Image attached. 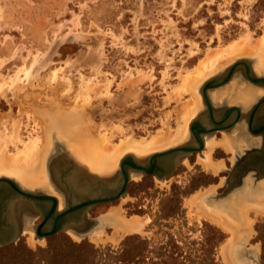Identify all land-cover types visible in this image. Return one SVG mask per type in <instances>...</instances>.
<instances>
[{
  "label": "rangeland",
  "instance_id": "374dc122",
  "mask_svg": "<svg viewBox=\"0 0 264 264\" xmlns=\"http://www.w3.org/2000/svg\"><path fill=\"white\" fill-rule=\"evenodd\" d=\"M263 37L264 0H0V83L19 77L16 84L21 87L26 83L24 69L40 78L24 86L22 96L12 87L0 95V119L9 113L20 124L21 140L35 137L38 129L20 112V102L24 105L35 98L44 101L47 90L42 84L59 77L71 86L63 98L64 105L75 104L84 111L86 122L102 125L100 132L108 135L110 143H118L125 136L148 138L158 129L176 128V107L189 99V94L175 91L181 75L193 71L200 60L226 49L230 43L256 45ZM239 60L248 61L254 74L264 77V71L257 69V56H242L231 63ZM230 65L203 83L220 76ZM242 70L226 85L211 91L223 92L222 98L212 102L215 107H244L241 100L234 99L240 87H258L256 100L264 95V87L248 82ZM87 81L93 83L92 89ZM199 95L202 102L200 90ZM204 109L202 102L201 113ZM58 132L55 128L51 131L49 174L54 178L50 163L59 159L66 165L75 163L86 174L90 172L77 164L81 162L78 153L70 151V137ZM227 132H216L211 137L221 139L222 134H231ZM187 139L189 132L178 145ZM230 141L233 150L226 153L217 147L210 154L212 159L224 161L217 174L204 171L197 162L199 153L194 152L165 181L160 183L152 175L135 176L123 197L97 204L88 212L90 219H102V233L109 236L116 229L107 219L116 220L117 214L120 221L135 216L147 218L142 233L119 231L112 242L103 244L91 241L89 236L80 238L59 232L39 239L43 242L37 241L32 247L27 242L31 230L26 228L16 241L0 244V264H127L119 261V255L123 241L132 235L145 242L135 250L134 263L129 264H224L220 246L228 233L204 219L189 221L184 199L197 191L211 192L207 194L211 211L217 214L214 209L220 206L224 216H232V210L254 201L247 192L260 181L252 176L241 183L234 182L231 193L220 196L233 181L230 173L234 154L248 145ZM6 149L11 153L15 146L8 143ZM117 169L101 175H114ZM190 211L194 214L196 208ZM249 215L250 232L243 222L239 224L235 258L238 264H264V213ZM236 259L231 257L232 264Z\"/></svg>",
  "mask_w": 264,
  "mask_h": 264
},
{
  "label": "bare ground",
  "instance_id": "6f19581e",
  "mask_svg": "<svg viewBox=\"0 0 264 264\" xmlns=\"http://www.w3.org/2000/svg\"><path fill=\"white\" fill-rule=\"evenodd\" d=\"M242 56H257L260 59V64L257 69L258 71L260 69L264 71V37L261 38L256 45L230 43L226 47V49L217 50L215 53L209 54L204 59L200 60L193 71H186L184 75L180 76L179 86H175V91L179 90L178 92L183 91L185 92V94H189V99L183 102V104H180L178 105V107H176V128H167L165 130L158 129L148 138H134L131 136H125L115 144L110 143L109 137L106 133L100 132V128L102 127V125L90 124L85 121L83 117L84 111H82L80 107L75 106V104L64 105L63 98L65 97V94H67L66 92L71 89V86L69 84L62 81V79H60L59 77L52 79L53 83L51 79V82H42V85H44L47 90L45 92L46 94L44 95V98L46 97V99H44V101H42L41 98L37 99V101L35 100L36 98L30 99V102L25 101L24 105H21L22 103L20 102L19 105L20 112L25 114L28 118L32 119L37 127L38 130L35 137L29 138L27 141L21 140L19 136L20 124L18 120L11 117L9 113L3 115V117L0 119V179L9 178L14 180L18 185L26 190L39 189L47 194L54 195L58 199V208L62 209V196L61 194H56V192L53 191L52 183L47 172L49 169L47 167V156L50 152V136L51 131L54 128L55 130L57 129L59 131L58 133H60V135L62 133L64 136L67 135V139H69L68 137H70V140L68 141L70 144V151L75 150L78 153L77 155H79V158L77 159H79V161L81 162L77 164H83V166H86L90 172L99 175L110 173L118 168L120 160L127 154H132L134 157H145L152 153L166 151L170 148L175 147L179 143H182V141L187 138L188 132H190V124L192 123V121L197 119L198 116L202 115V102L199 95V90L201 89L199 88L200 85L212 74L218 72L220 68L224 67L227 64H233L231 62ZM23 74L26 83L22 84L21 87L17 86L16 84L17 80H19V77H17V79H15L16 77L14 79H10L9 83L6 81L0 83L1 97L4 96L8 89L11 87L12 90L14 88L19 92L24 86L26 87V85L30 84L33 80L38 81L40 79H37L38 76H32L30 71L25 69L23 70ZM91 85L93 86V83L87 81V86H89L90 89L93 88ZM95 85L94 87H96ZM40 89L43 90L45 88L42 87ZM240 89L241 92L239 91V94L235 93L234 99L241 100L243 105L250 103L258 95V87L257 89L240 87ZM221 94H223V92H211L210 98L212 102L222 98L223 96ZM80 97H82L81 94L78 95V98ZM43 102L45 103V105H43ZM71 111L74 115L71 113ZM203 113H205V111ZM230 140L231 137L226 134H222L221 139H216L214 137H206L204 139L205 142L202 149L203 151L201 150V152L199 153V159L197 161L204 171L214 175L217 174V172L221 169L222 163L224 161H216L211 158L210 154L217 147H222L223 150L226 151V153L233 150L232 141ZM8 143L15 146L14 152L9 153L7 151L6 147ZM62 155L64 154L62 153ZM62 162L63 161L59 159L55 161L52 160V162L50 163L55 180L57 178V175H59V173H57L55 169V166L57 165L60 169H62L63 165H65ZM182 162L185 164L186 158L183 159ZM134 177V175H131V179ZM66 179L67 182L71 183V186L74 190H85L84 186H82V188H78L80 184L84 185V182L86 183L87 180L85 179V176L77 170L72 169L69 175L66 176L65 180ZM159 181L161 183L165 180L161 179ZM208 190L210 191V189ZM208 193L210 194L211 192L204 191V193H198L197 191V193L192 194L190 197L184 199V205L188 208V219L189 221H191L192 219L207 220L211 224L219 227L223 232L228 233L229 237L225 240V242L221 243L220 249L224 264H232V260L230 261V259L231 257L236 259L235 252H237V249L235 248V244L239 239V231H241L238 228L243 222L244 225L248 227L247 230H251L250 226L252 225V220L249 213L252 212L255 216L264 213V181L260 180V183L257 184L255 188H253L250 192H247L248 198L251 196L252 200L254 201L245 202L244 204H248L245 207L244 205L241 206V204L236 206L241 207L232 210V216L227 213L225 214L226 217L224 215H221L219 209L224 208H220V206L219 208L214 209L215 211H217V214L216 212L211 211L209 204L207 203ZM226 199H229V197ZM200 204H202L204 207H202ZM28 206L29 205L26 202L24 203L19 200L11 206L13 210L11 214L15 215L18 212H21V209L27 210ZM193 206L196 208L194 214L190 211L191 207ZM124 219L120 221L118 219V214L116 220L111 221L110 219H107V223L110 222L114 226V230H116H113L114 232L109 236L107 234H103L102 228H99L98 230L93 231L94 233L89 235L90 240L93 242L100 241L104 244L107 241L112 242L113 239H115L114 237L116 236L117 232L119 231L122 234L138 232L142 233V227L148 221L147 218L142 219L136 216L131 217L129 220ZM68 233L75 237L74 233ZM37 241H39L40 243L43 242L33 235V231H30L28 233L27 242L33 247L34 243ZM231 251L232 255L230 254ZM233 263L238 264L239 262L236 259L233 261Z\"/></svg>",
  "mask_w": 264,
  "mask_h": 264
},
{
  "label": "water",
  "instance_id": "95a60500",
  "mask_svg": "<svg viewBox=\"0 0 264 264\" xmlns=\"http://www.w3.org/2000/svg\"><path fill=\"white\" fill-rule=\"evenodd\" d=\"M239 70L243 71V77L248 82L259 87H264V77L256 76L249 62L245 60L235 62L220 76L206 81L200 89L205 113H202L201 116L192 121L189 132L190 139L183 144L166 151L152 153L145 157H134L132 154H127L120 160L118 169L114 175L103 176L92 172H87L86 174L75 163L70 162V164H65L62 169L57 165L55 166L57 173H59L55 180L52 177V173L49 174L48 169L53 189L60 194L55 186H53L55 182L59 186L62 196L64 195L62 209L58 208V199L53 195L43 191L26 190L9 178L0 179V244L6 245L12 243L20 235L15 221L16 216L20 212L15 215L11 214L13 211L11 206L19 200L29 205L27 210L21 209V212H32L35 216L42 218L40 223L28 228L33 231L37 239H43L59 232H72L77 237L82 238L102 228V219H88L87 213L97 204L115 201L123 197L131 175H152L158 180L165 179L172 174L176 166L188 155L194 152H201L206 137H211L216 132L230 131L240 118V109L238 107L227 106L216 110L209 97V92L226 85ZM263 103L264 98L254 105L250 113L249 131L254 136L259 134L264 135V125L254 129L251 123ZM232 113H236V117L231 120ZM262 149L264 153V143ZM250 168L256 173L255 179L259 181L264 180V158H254V161L246 165L242 171L236 170L230 173V179L233 181H229L227 190L220 196L225 197L229 195L233 188L232 184L238 181L236 179L239 177L246 176ZM72 169L84 174L85 178L87 177V182H84V185L80 184L78 187L82 188L84 186L85 190L77 188L78 190L76 191L72 188L71 183L67 182V179L65 180ZM219 197L216 196L214 198ZM90 225L93 227L89 231L82 234L77 232L78 229Z\"/></svg>",
  "mask_w": 264,
  "mask_h": 264
},
{
  "label": "flooded vegetation",
  "instance_id": "af4514ba",
  "mask_svg": "<svg viewBox=\"0 0 264 264\" xmlns=\"http://www.w3.org/2000/svg\"><path fill=\"white\" fill-rule=\"evenodd\" d=\"M263 98H264V95H261V97H259L257 100L255 99L256 102H254L253 104H252V102H250V103L246 104L245 106L243 105L244 107L233 106V107H238L240 109V118L234 124L235 127L233 126V128L230 129L231 134L229 136L231 137V139H234L233 140L234 144H237L238 142H241V143L247 142L248 145H246V147L242 148L243 151L241 153L236 152L234 154V163H233L232 172H234L236 170L242 171V169L246 165H248V164H250V162L254 161V158H264V153H263V149H262V145L264 143V135L259 134V135L254 136L249 131V119H250V113L252 111V108L254 107V105H256V103H258V101H260ZM225 107H227V106H225ZM230 107H232V106H230ZM215 108H216V110H220V109H223L224 107L217 105ZM231 116H232L231 120L235 119L236 113H232ZM251 123H252V126L254 129H257V128L264 125V103L256 112L254 119ZM254 140L255 141L258 140V141H256L257 143L253 142ZM252 142L255 144L252 145ZM255 175H256V173L253 170H251V168H250L247 175L239 177L240 179L239 178L236 179V180H238L236 182L241 183L244 181V179L246 177H248V176L254 177ZM53 186H55V188L60 192V194L62 196V192L60 191L59 186L56 183H53ZM63 196H62V199H63ZM87 217H88V213H87ZM36 219H37V221H39V222H37V224L42 221L41 217L35 216V214H33L32 212H28V211L20 212L18 214V216H16V218H15V221L17 223L16 227H18V231H19L20 235L23 234V232L25 231L26 228H30L31 226L35 225L32 222ZM88 219H90V218L88 217ZM92 227L93 226L90 225L88 227L82 228V230L78 229L77 232L82 234L84 232L89 231L90 228H92Z\"/></svg>",
  "mask_w": 264,
  "mask_h": 264
},
{
  "label": "trees",
  "instance_id": "16d2710c",
  "mask_svg": "<svg viewBox=\"0 0 264 264\" xmlns=\"http://www.w3.org/2000/svg\"><path fill=\"white\" fill-rule=\"evenodd\" d=\"M144 242L138 235L126 237L122 244L123 249L119 255L121 259L119 261L127 264L134 263V258H137L135 250Z\"/></svg>",
  "mask_w": 264,
  "mask_h": 264
}]
</instances>
